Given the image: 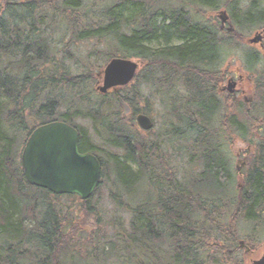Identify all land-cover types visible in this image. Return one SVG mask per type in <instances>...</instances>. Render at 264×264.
Instances as JSON below:
<instances>
[{
	"label": "trees",
	"instance_id": "obj_1",
	"mask_svg": "<svg viewBox=\"0 0 264 264\" xmlns=\"http://www.w3.org/2000/svg\"><path fill=\"white\" fill-rule=\"evenodd\" d=\"M169 4L0 0V264H107L121 251L123 264H149V259L157 264H241L237 242L242 228L263 237L264 52L247 46L241 67L255 95L251 103H239L233 124L224 120L219 128L212 67L219 54L218 35L207 23L213 20L205 16L220 7L228 11L235 32L223 36V51L234 53L247 43L245 32L263 30L264 0H179L185 9ZM62 23L69 34L57 33ZM92 39L105 42L106 48L93 55L103 64L85 63L77 74L73 48ZM113 58L140 62L142 84L152 87L159 68L161 85L182 87L186 96L181 115L189 118L170 131L169 140L140 137L136 116L140 104L150 99L136 84L98 94L97 70ZM124 109L130 110L128 116ZM174 117L184 119L179 113ZM75 120L89 121L94 139ZM56 121L73 126L80 152L101 163V182L93 197L107 187L112 204L128 215L127 229L117 226L122 250L120 243L102 242L101 215L93 198L87 202L66 196L78 201L88 222L70 227L73 207L56 209L54 201L62 196L26 182L23 147L36 128ZM233 141L234 149L248 158L240 174L232 167ZM174 143H181L182 155L186 150L189 156L184 169L178 166ZM167 154L175 160L169 162ZM106 173L112 184L105 183ZM85 227L91 232H84ZM165 239L171 241L169 252L162 249ZM152 241L156 247H149ZM66 244L71 250L62 248Z\"/></svg>",
	"mask_w": 264,
	"mask_h": 264
},
{
	"label": "water",
	"instance_id": "obj_2",
	"mask_svg": "<svg viewBox=\"0 0 264 264\" xmlns=\"http://www.w3.org/2000/svg\"><path fill=\"white\" fill-rule=\"evenodd\" d=\"M219 19L224 25L228 17L223 12ZM227 29L233 31L231 25ZM262 42L263 34L257 32L247 43L262 46ZM137 68L133 61L112 59L103 71L98 91L105 94L108 90L128 85ZM235 85V82H229L226 90L233 93ZM137 123L144 130L151 127L150 119L143 115L137 117ZM78 142V132L63 122H51L36 128L21 154L27 183L54 195H76L81 200L89 199L99 186L101 165L94 156L79 153ZM255 264H264V256Z\"/></svg>",
	"mask_w": 264,
	"mask_h": 264
},
{
	"label": "rangeland",
	"instance_id": "obj_3",
	"mask_svg": "<svg viewBox=\"0 0 264 264\" xmlns=\"http://www.w3.org/2000/svg\"><path fill=\"white\" fill-rule=\"evenodd\" d=\"M246 4H247V1L244 2V5H246ZM101 5L102 4H100L96 8L97 9L96 11H98V12L102 11L103 6H101ZM207 12L208 13L205 16V18L207 20H214V21H216V16H215L216 12H218L217 13L218 16L222 12H226L228 14V11L224 10L223 8H220V9H218L215 12H209V11H207ZM0 16H1V11H0ZM230 24L232 25L231 22H230ZM65 30H67V28L62 23L58 27L57 33L60 35ZM260 31L261 30H259V31L253 30V31H249V32L247 31L244 34L246 35V39L248 40V39L252 38L256 32H260ZM67 33L69 34L68 30H67ZM222 34H223V36H225V34H228V32H223ZM232 34H234V32ZM57 37H59V36H57ZM68 40L69 39L66 38L65 42H68ZM247 46L248 47H252L255 50H260L261 52H262V50H264V47H260L258 44L248 45L246 43V44H244V46L239 48V50L237 52H234V53L228 52L227 53L226 51H224L225 53H223V56L225 54H227V56L225 55V57H224L223 68H225L227 70H238V69H241L239 75H241V76L244 75L245 76V74H244V72L242 70V67H241L242 66L241 63H243V58L246 55L245 52H247L249 50L247 48ZM105 48H106L105 42L94 40V39H92V40H84L81 43H79L78 46L74 47L73 49H75V53H73V54H74V59H76L75 65L77 66V69H78V71H76L77 74H78V72L80 73V72L83 71L84 68L82 69V67H84L85 63L89 64V62L91 63V62L97 60L96 63L98 65H102L103 64L102 60L99 59V58L93 57V55L96 52H98L99 50H104ZM222 50H224V46H223ZM132 60L134 62L137 61L135 59H132ZM67 64H68L69 67L70 66L74 67V63L73 62H68ZM103 70H104V68L101 69V70L100 69L97 70L98 72H100L99 74H101L100 75L101 77H99V79L97 80L96 89L99 86L102 85ZM143 72H144V70H143V67L141 66V68L139 69V71L137 73V79L130 86L136 84V86H138L141 89V90L140 89L139 90L143 93L145 98L150 99L148 104L147 103H144V104L141 103L140 104V109L142 107L146 108V106H149V108H151L150 114H152V120H153L152 122L154 124V129L155 128H158V129H156L154 132L152 130L151 132L143 133L141 131V129L139 128V135H140V137L142 136L144 138L145 137L149 138L150 136L157 135L159 137H162L161 140L167 141L168 137L164 136L167 133V130L164 128L163 123H162L163 121L161 120L162 117L166 116L165 115V111L161 108V106H162L161 104L160 105L155 104V101H157V96L154 97L151 94V88L142 84V82H143V80H142ZM153 73H156V72L154 71ZM157 74H160V73H157ZM153 80L155 82V85L159 84V82L156 80L154 75H153ZM156 90H158V87L156 88ZM121 92H124V91H121ZM100 100H101L100 98H97L96 102L100 101ZM151 102H153L152 105L150 104ZM129 112H130V110L124 109V111H123L124 116H128ZM157 114L159 116V119H157ZM74 123L78 124L79 126H81L88 133V135L92 139H94V137L92 135L93 129H92L89 121H87V120L86 121L75 120ZM216 125H217V120H216ZM90 137H89V139H91ZM92 142H94V141L92 140ZM171 147H172V149L176 150L177 159L180 161V163L178 164L179 168L180 169H182V168L184 169V165H186L187 158H186V156L182 155V144L181 143H174V144H171ZM179 148H180V150L178 151ZM234 150L236 152H238L237 149H234ZM234 150H233V152H234ZM116 153L121 154L120 151H117ZM150 157L151 158H155L153 154H151ZM239 160H240V162H242V161L244 162L245 158L240 155V159ZM236 163H237V160L233 157V160H232L233 169L236 166ZM242 168L243 167H241V169ZM112 179H113L112 176L109 173H106V175L104 177L105 183H107V184L111 183L112 184ZM239 185H241V184H239ZM109 194H110V189H108L107 187L103 186L100 189V194L95 195L94 197H92L93 198L92 202L96 206V210L101 215V222H100V232L102 231L101 237L105 238V241H107V242H112V243L114 242L115 244H119L121 240H120V237H118V235H117L118 234L117 229H119V227L117 228L118 223L119 224L121 223L123 228L126 230L127 226H128V222H129V217H128V215L126 213L120 211L119 209H117L112 204V202L108 198ZM73 200L74 199L69 201L66 197H62V198H60V200L54 201V206L58 210H60V209L65 210V209H68V207H70V206L73 207L72 212L70 214L71 223H68V225L70 227L73 226V223H79V224L87 225L88 222L85 220L86 216L80 212V208L81 207L78 206V201L77 202L76 201L73 202ZM71 202H73L74 204H71ZM122 221H124V224L122 223ZM240 226L243 227V225H241V224H240ZM246 227H244V229L242 228V232H241L242 236H241V238L238 241H243L244 239L248 241V238H247L248 232L246 231ZM91 230L92 229L89 228V227H85L84 228V232L85 231L86 232H91ZM84 236H86V234H84ZM102 242H104V241H102ZM162 242H163L162 243V249L169 252L170 247H171V241H169L168 239L167 240L165 239ZM121 243L119 244L120 250H122V248H123ZM251 243H252V241H251ZM256 244L259 247L257 248V251L254 254V256L259 257V256H261L264 253V242H259V243H256ZM153 246L156 247V245H150L149 247H153ZM122 257H123L122 251L120 253H114L111 257L108 258L109 259V263H107V264H123V261L119 260V258H122ZM237 259H238L239 263L241 262V264H248L247 257L246 256L243 257L242 253H239V252L237 253ZM92 262H94V261H92ZM148 262H149V264H157L155 261H153V259H149ZM220 262L221 263H225L223 261H220ZM143 263L146 264V262H143Z\"/></svg>",
	"mask_w": 264,
	"mask_h": 264
},
{
	"label": "flooded vegetation",
	"instance_id": "obj_4",
	"mask_svg": "<svg viewBox=\"0 0 264 264\" xmlns=\"http://www.w3.org/2000/svg\"><path fill=\"white\" fill-rule=\"evenodd\" d=\"M169 2H170L169 5H171L172 8L174 7V9H177V8L185 9L184 7L177 4L179 2V0H169ZM220 8H222V7H220ZM218 12H216V14H215L216 21L213 20V22H207V23H211L213 25L212 27L215 29L216 35H218L216 42H217V47H219V54L215 55V57H214L215 62H214L212 67L215 69L214 74L216 75V77L213 80V88L215 90V94H216L215 98H216V103H217V106H216V109H217V126L222 129L224 127V122L227 121V123H228L229 119H231L232 124H233V120L235 118H237L239 103L240 102H243L245 104L251 103V98L254 97L255 92L249 86V84L252 82V80L248 78V75L241 76V75H239L238 70H227V69L223 68V60H224L225 55L227 56V54H225L223 56V53H225V52L222 50V48H223V34L222 33L227 32L226 28L230 23V21H229L230 17H229L228 21L222 26L221 22L219 21L220 15L219 16L217 15ZM194 14H195V16H197L196 13H194ZM159 22H158V24H159ZM227 38H229V37H227ZM263 40H264V35H263ZM139 65H140L139 66V69H140L142 64L139 62ZM139 69H138V71H139ZM224 70H226V71H224ZM154 71L156 72L155 78L159 82V84L155 85V82L153 81L152 87L147 85L146 83L143 85H146V86L151 88V91L153 92V96L154 97L157 96V101H155V104H157V105L161 104L162 105L161 108L165 111L166 116L162 117L161 120L163 121L162 123H163L164 128L167 130V133L164 136L168 137V140H169L170 137H173V134L171 136L170 131H174L176 129L177 124H183L184 125L188 121L189 116L186 115L184 117L183 115H181V110H180V107L183 104L182 99L185 98L186 94L182 90V87L178 86V84H174V85L169 84L168 86L161 85L160 84V75L157 74V73H160V69L157 68ZM223 73H225L226 75L223 76ZM231 81L236 83L235 90L233 91V93L226 91V87L228 86L229 82H231ZM157 87H158V90H156ZM150 104L152 105L153 102H151ZM150 111H151V108L147 109V108L142 107L140 114L137 115V116L145 115L151 121V127L149 130L145 131V130L141 129V131L143 133H148V132H151L152 130L154 132L156 129H158V128L154 129V124L152 122L153 121L152 120V114H150ZM247 111L249 112L250 110L248 109ZM175 113H179L180 118L182 119L184 117V119L182 121H180V120L178 121V119H176L174 117ZM157 119H159L158 114H157ZM183 132L187 134L188 131H183ZM220 133H221V138H223V136H222L223 133L222 132H220ZM92 135H93V133H92ZM79 144H80V140H79ZM235 144H236L235 141H233L231 143L230 148L232 151V156L237 160V163H236V166L234 167V169L237 172V174H240L244 170V168L247 166L248 158H247L246 154H242V152L240 150H238V152H236L234 150ZM78 147H79V145H78ZM172 150L175 154V150L174 149H172ZM233 150H234V152H233ZM240 155L245 158L244 162L243 161L240 162V160H239ZM163 156H165V155H163ZM184 156H186V158H187V161H186V163H187L189 156H187L186 150H184ZM175 157L177 159L176 154H175ZM175 157L173 154H167V160L169 162L173 158L175 160ZM241 167H243V168L241 169ZM239 182H240L239 179H237L236 183L238 184ZM188 183L190 184V181H188ZM239 186L240 185L238 184V187ZM90 199H92V198H90ZM87 202H88V200H87ZM85 204H86V202H85ZM87 210H93V207L90 206L89 204H87ZM262 235H263L262 238H257V237H255V235L248 232V236H247L248 241L249 242L252 241V244L255 247L250 246L246 240L242 241L243 242L242 247H240V245H239L240 241L237 242L238 247L240 249L238 252L242 253L243 257H245V256L247 257L248 264H255V262L260 261V259L264 256V253L259 257L254 256V254L257 251V248L259 247L256 243L264 242V229H263ZM138 237H139V240H142V243H143V236L138 235ZM102 239H103V241H105V238H102ZM65 240L67 241V240H69V238H65ZM152 245H156V244L152 241ZM62 248L66 249V250H71V246L69 244L63 245Z\"/></svg>",
	"mask_w": 264,
	"mask_h": 264
}]
</instances>
